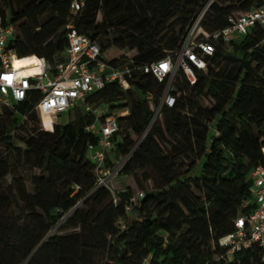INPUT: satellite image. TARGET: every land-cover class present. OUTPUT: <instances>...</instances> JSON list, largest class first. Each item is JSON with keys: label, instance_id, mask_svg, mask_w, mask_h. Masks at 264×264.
<instances>
[{"label": "trees", "instance_id": "1", "mask_svg": "<svg viewBox=\"0 0 264 264\" xmlns=\"http://www.w3.org/2000/svg\"><path fill=\"white\" fill-rule=\"evenodd\" d=\"M187 1L88 0L73 19L68 1L0 0V14L17 28L9 48L19 58L53 63L67 46L66 26L74 20L104 53L108 44L122 50L110 58L112 64L131 51L135 63L148 64L181 44L202 10ZM263 4L214 0L202 26L219 29L227 25L228 14ZM254 30L236 52L217 45L195 84L179 72L176 104L164 106L162 120L149 128L152 110L145 95L152 90L157 103L166 81L139 74L127 89L108 83L89 97L109 103L112 112L129 111L118 118L108 163L128 157L119 174L154 183L130 211L134 187L124 186L117 202L107 188H97L87 155L98 139L86 130L93 112L77 106L73 118L47 131L33 110L39 92L12 107L0 106V264H143L147 258L152 264H264L258 243L232 256L219 244L235 231L234 220L256 207L250 173L264 165V47H255L262 33ZM207 97L214 100L210 107L203 104ZM31 124L25 136L18 134ZM127 128L141 137L138 143ZM192 158L196 162L190 167L186 161ZM29 159L39 170L32 191L17 169Z\"/></svg>", "mask_w": 264, "mask_h": 264}, {"label": "built area", "instance_id": "2", "mask_svg": "<svg viewBox=\"0 0 264 264\" xmlns=\"http://www.w3.org/2000/svg\"><path fill=\"white\" fill-rule=\"evenodd\" d=\"M63 1H68L70 13L75 19L81 16L88 0ZM213 1L209 0L200 11L176 49L165 58L148 64L135 63L129 53L121 63L112 64L100 43L91 34L80 31L72 20L66 26L67 46L53 63L44 57L34 56L35 61L16 66L14 59L22 58L17 57L9 45L17 28L8 22V15L0 14V106L12 107L28 98L32 91L39 92L40 97L33 110L39 116L41 128L47 131L54 129L61 115L77 106L93 112L95 120L86 126V130L98 139L97 143L89 144L87 155L94 163L97 188L110 189L113 201L117 202V193L123 189L113 190L111 182L119 175L128 157L112 166L108 163V156L114 147V136L120 129L118 118L128 115L129 111L112 112L109 103L97 104L98 101H90L89 97L108 83L116 82L127 89L139 74H151L160 82L166 81L157 103L152 90L145 95L152 110L149 128L161 116L164 106L173 107L176 104L174 83L177 74L181 72L191 84H195L198 73L206 72L212 63L217 45L236 52L242 40L255 32L256 27L258 30L254 34L261 31L262 36L255 47H264V4L246 12L228 14L227 25L209 30L202 26V20ZM255 47L248 51L252 52ZM250 177L256 207L249 215L237 217L234 220L235 231L219 239V244L228 248L230 256L252 243H258L264 249V165L254 168ZM142 196L143 192H138L126 207L127 211ZM119 224L124 227L123 221ZM143 264L152 263L147 258Z\"/></svg>", "mask_w": 264, "mask_h": 264}, {"label": "rangeland", "instance_id": "3", "mask_svg": "<svg viewBox=\"0 0 264 264\" xmlns=\"http://www.w3.org/2000/svg\"><path fill=\"white\" fill-rule=\"evenodd\" d=\"M187 5L191 6V7H195V9H203L205 4H203L201 2V0H189L186 2ZM101 14L98 16V22L101 21ZM108 41L105 39V43H107ZM108 49H107V56L108 57H119L122 54V50L115 48L112 44H108ZM134 52L131 51L129 55H133ZM143 98V96H142ZM128 100H121L118 103H126ZM214 103V100L211 97H207L205 98L203 104L205 106L210 107L212 104ZM120 110H115L114 112L118 113ZM75 115V111L74 109H71L70 111L64 113L63 115H61L59 117V119L57 120L58 123H66L68 122L71 118H73ZM162 120V117H159L158 120L156 122H160ZM154 122V123H156ZM41 126V124H40ZM34 127V125H22L19 130H18V134L20 136H25L30 129H32ZM127 132H131V130H129V128H127L126 130ZM132 137L136 140V142L138 143L140 141L141 137L136 136L134 133H132ZM196 162L195 158H192V160L186 161V164L189 165L190 167H192L194 165V163ZM18 172L22 175H24L27 179L28 182V188L29 190L32 191V185H31V181H32V177L35 176L39 170L34 166L33 162L29 159V162L26 163L25 165H20L18 166ZM126 185H130L132 187H134L136 189V194L138 192H145L147 189H150L154 186V183L152 181H148V182H143L139 177L136 176H124V175H117L111 182V188L113 190H117V189H122L124 186ZM108 189V188H107ZM110 192L111 190L108 189ZM112 194V192H111ZM109 200V198H108ZM65 217H63L60 222L58 227H60L64 221ZM57 230V229H56ZM55 231V229H54ZM53 231V232H54Z\"/></svg>", "mask_w": 264, "mask_h": 264}, {"label": "bare ground", "instance_id": "4", "mask_svg": "<svg viewBox=\"0 0 264 264\" xmlns=\"http://www.w3.org/2000/svg\"><path fill=\"white\" fill-rule=\"evenodd\" d=\"M35 60L36 58L34 56H25V57H22V59L15 58L14 63L16 66H18V65H21L22 63H30Z\"/></svg>", "mask_w": 264, "mask_h": 264}]
</instances>
